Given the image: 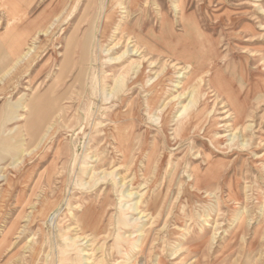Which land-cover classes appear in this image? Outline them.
Returning <instances> with one entry per match:
<instances>
[{
    "label": "rangeland",
    "instance_id": "374dc122",
    "mask_svg": "<svg viewBox=\"0 0 264 264\" xmlns=\"http://www.w3.org/2000/svg\"><path fill=\"white\" fill-rule=\"evenodd\" d=\"M128 1L35 0L28 19L49 15L48 32L32 33L16 57L1 39L8 35V18L0 7V264H264L261 86L242 123L234 122L223 97L208 94L199 133L179 137L173 129L191 99L193 83L182 89L188 73L172 74L151 110L143 91L156 81L160 65L144 76L145 89L112 81L119 75L129 81L131 63L140 60L139 53L120 57L134 49L127 31L157 28L165 14L179 33L182 5L217 44L224 73L239 86L245 62V87L263 86L264 0H140L130 12ZM110 13L111 26L102 34ZM29 48L33 53L20 62ZM158 61L176 62L174 56ZM202 90L209 92L207 85ZM41 96L53 106L29 132L26 119L17 117L27 116L23 108ZM167 104L174 109L164 133ZM117 111L131 123L129 161L96 133ZM204 154L218 166L217 177L211 187L196 188L189 177L194 165L206 169ZM90 206L100 218L98 229L88 217Z\"/></svg>",
    "mask_w": 264,
    "mask_h": 264
},
{
    "label": "bare ground",
    "instance_id": "6f19581e",
    "mask_svg": "<svg viewBox=\"0 0 264 264\" xmlns=\"http://www.w3.org/2000/svg\"><path fill=\"white\" fill-rule=\"evenodd\" d=\"M34 2L35 0H1L0 1V7L4 9L8 18V23H7L8 35L4 36L1 39L2 40L4 39V41L6 42V47L9 53L11 54V56L16 57L20 53L22 47L27 43V41H29L28 39L35 31L40 30V31L48 32L47 30L44 29V27L48 23L50 17L49 15L46 16L40 15L36 19H31V20L28 19V14H29L28 12L31 6L34 4ZM127 5H128L127 8L128 12H130L132 10L139 8L140 0H129ZM123 9H126V7ZM177 9H179L180 12L179 19L182 28L181 32L179 33H177L174 30L172 22L168 20L165 14L159 15L160 21H159V26L157 28H155L154 26H150L149 28H143L142 30H140V32L127 31V36L133 35L134 49L131 52L129 51L124 52L120 57L126 56L127 58L129 53H132L131 56L139 53L137 57H140V60L131 63V66L134 67V69L132 70V74H131L132 77L130 76L129 81L128 80L125 81L122 78V75H119L117 78H114L112 81L114 82L115 86L116 84L119 85L126 84L127 86V82H128V88H129L128 90L134 89L133 86L135 85H139L143 89H145L146 84L143 86L144 76H146V74H150L153 69L157 68V65H160L156 70L157 72H155L156 81L148 89H145L143 91L144 93L146 92L144 99L145 106L148 110H151L158 103L161 95L164 92V83L166 81L169 82L171 81L172 78L171 75L175 73L178 74L179 71H183L182 74L188 73L189 77H187L186 81L183 83L182 89L183 90L186 89L187 86L189 87V84L191 82L193 83V85H191L192 86L191 99L189 101V104L183 107V113L180 115L178 121L175 123L174 126L175 129H173L175 135L179 137H185L189 135L191 132L194 133V131L196 133H199L198 130L196 129L197 127L203 124L202 118L205 114L204 105L208 102L207 100L208 94H211V96L223 97L228 107L230 108V112L233 116L234 122L236 124L242 123L248 117V110L246 109V105L248 104L250 97L256 94V92L261 88L264 91V85L263 86L259 84L257 85V83H255L254 85L250 83L247 84L245 87V82H246L245 78L248 75L247 73H244L246 72L244 71L246 70L245 62L243 65L240 64L239 67L240 69L238 70L242 84L240 83L241 85L239 84V86L236 85V83L232 80V78L228 77L221 69V66L219 65V60L222 59V56L221 53L219 52L217 44L211 38L200 32L195 17L193 15H189V16L186 15L184 7L182 5L177 6ZM104 17H105L103 21L104 24L102 25L101 28L102 34L106 33V31L111 26V22L113 20V13L105 14ZM32 51L33 49L29 48L27 50V53L23 54L20 57V62L23 61L26 57H28V55H31L33 53ZM152 54H154L157 57L156 60H152V58L150 57V55ZM167 56H174L176 62L171 66L169 64L167 65L165 62L160 64L161 61L155 63L159 57H167ZM120 57L116 58L115 60L120 59ZM2 58L3 57H1V59ZM17 61H19V59ZM178 61H181L180 63L183 64L182 67H179L180 64L177 63ZM145 66H147V69H149L147 72L145 70ZM104 73L105 72H103V74ZM104 78L105 77L101 78L98 81V84L102 83ZM205 85L208 86V90H209L208 93H205L204 90H202L205 87ZM36 86L37 85H35V87ZM199 104H202L201 109L197 108ZM52 106H53V102L49 100L46 96L36 97L31 101H29V103L23 108V111L27 113V116L24 117V115H19L17 118H21V120L26 119L25 125L27 130L29 132L35 131V129H37V127L40 124H42L44 120H46L48 116V112L50 111ZM173 109H174L173 106H170L168 104L165 105V107L162 109V112L164 114L163 122H162L163 123L162 128L164 133L169 124V115L171 114V111ZM126 115L127 114H121L119 111L112 112L109 115V119L107 120V123L106 124L104 123L105 130L104 131L96 130V133L102 136V138L99 141H102L101 143L106 141L107 143L106 142L105 143L108 146L111 147L113 146L112 150L120 155L122 161H129L132 158L134 151L133 133L130 129L131 123L126 124L122 120V116L124 117ZM50 118L52 119V116ZM241 125L243 126L242 129L246 128L249 131L251 130V125L249 126L243 124ZM43 126L44 125H42V127ZM2 134L3 133H1V135ZM210 139L212 141L211 143H213V147L217 148V145L213 142L214 140H216V138H214V136H211ZM145 143L146 141H144V144ZM4 144L8 145L10 143L5 141ZM102 149L103 151L101 154L104 157H106L108 155L107 150L104 149V147ZM203 161L207 165L205 170L200 169L198 165H194L191 169V174L189 178L190 180H192L193 186L196 188L197 187L199 188L204 185L211 187L212 186L211 183H214V179L217 177L218 166L214 162H212L210 155L204 154ZM148 168L149 165L147 162L143 173L145 177L147 175ZM90 209L93 210L92 212H89L88 217L90 219V222L93 224V226H95L96 229H98L100 218L95 215L94 206H90ZM54 217L55 215L52 216L51 220H53Z\"/></svg>",
    "mask_w": 264,
    "mask_h": 264
}]
</instances>
